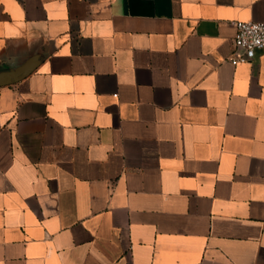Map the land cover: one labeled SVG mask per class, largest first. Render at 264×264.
<instances>
[{
    "label": "crops",
    "instance_id": "obj_1",
    "mask_svg": "<svg viewBox=\"0 0 264 264\" xmlns=\"http://www.w3.org/2000/svg\"><path fill=\"white\" fill-rule=\"evenodd\" d=\"M264 0H0V264H264Z\"/></svg>",
    "mask_w": 264,
    "mask_h": 264
},
{
    "label": "built area",
    "instance_id": "obj_2",
    "mask_svg": "<svg viewBox=\"0 0 264 264\" xmlns=\"http://www.w3.org/2000/svg\"><path fill=\"white\" fill-rule=\"evenodd\" d=\"M234 34L229 60L232 63L250 59L257 48L264 46V19L232 21Z\"/></svg>",
    "mask_w": 264,
    "mask_h": 264
}]
</instances>
